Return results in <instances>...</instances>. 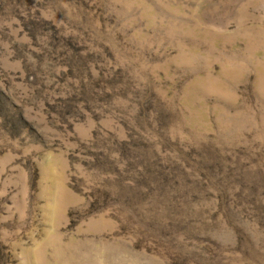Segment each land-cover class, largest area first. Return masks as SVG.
<instances>
[{
	"label": "rangeland",
	"instance_id": "rangeland-1",
	"mask_svg": "<svg viewBox=\"0 0 264 264\" xmlns=\"http://www.w3.org/2000/svg\"><path fill=\"white\" fill-rule=\"evenodd\" d=\"M0 264H264V0H0Z\"/></svg>",
	"mask_w": 264,
	"mask_h": 264
}]
</instances>
